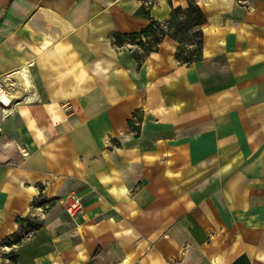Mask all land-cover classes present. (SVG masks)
<instances>
[{"label": "crops", "instance_id": "obj_1", "mask_svg": "<svg viewBox=\"0 0 264 264\" xmlns=\"http://www.w3.org/2000/svg\"><path fill=\"white\" fill-rule=\"evenodd\" d=\"M150 1L0 0V264H264V0H192L188 64L114 42Z\"/></svg>", "mask_w": 264, "mask_h": 264}, {"label": "trees", "instance_id": "obj_2", "mask_svg": "<svg viewBox=\"0 0 264 264\" xmlns=\"http://www.w3.org/2000/svg\"><path fill=\"white\" fill-rule=\"evenodd\" d=\"M144 3L149 0H142ZM149 6H140L137 14L149 20L148 25L141 31L132 34H116L114 42L123 45L126 41L135 45L132 50V58L140 63L153 51L157 50L160 41L168 36L178 43L175 59L188 64L197 61L201 57L203 34L201 26L205 23V17L194 1L187 2L185 7L172 8L169 19L164 22L156 21L149 16ZM131 124V123H130Z\"/></svg>", "mask_w": 264, "mask_h": 264}, {"label": "built area", "instance_id": "obj_3", "mask_svg": "<svg viewBox=\"0 0 264 264\" xmlns=\"http://www.w3.org/2000/svg\"><path fill=\"white\" fill-rule=\"evenodd\" d=\"M11 103V100L8 96V93L3 85V83L0 81V106L7 107ZM81 208V202L78 198L74 196H70L68 198V202L65 206V211L68 216L73 217L78 213V211Z\"/></svg>", "mask_w": 264, "mask_h": 264}, {"label": "rangeland", "instance_id": "obj_4", "mask_svg": "<svg viewBox=\"0 0 264 264\" xmlns=\"http://www.w3.org/2000/svg\"><path fill=\"white\" fill-rule=\"evenodd\" d=\"M131 45H132V44H131ZM132 47L134 48L135 46H134V45H132ZM53 205H55V203H53ZM57 208H58V207H57ZM58 209H59V208H58ZM64 212H65V211H64ZM65 214H66V213H65ZM32 227H34V226H31V228H32Z\"/></svg>", "mask_w": 264, "mask_h": 264}]
</instances>
